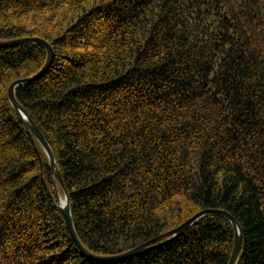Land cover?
Listing matches in <instances>:
<instances>
[{"label":"trees","instance_id":"1","mask_svg":"<svg viewBox=\"0 0 264 264\" xmlns=\"http://www.w3.org/2000/svg\"><path fill=\"white\" fill-rule=\"evenodd\" d=\"M49 67L16 97L51 143L77 234L125 252L203 209L264 264V0H0V39ZM47 59L0 45V264H228L206 214L135 256L72 240L8 87Z\"/></svg>","mask_w":264,"mask_h":264},{"label":"water","instance_id":"2","mask_svg":"<svg viewBox=\"0 0 264 264\" xmlns=\"http://www.w3.org/2000/svg\"><path fill=\"white\" fill-rule=\"evenodd\" d=\"M27 42H36L41 45H43L46 50H47V59L44 64V66L36 73H34L31 76L28 77H22L19 79H16L13 81L9 87H8V96L10 99V102L19 115L20 119L23 121L25 126L27 127L31 139L34 143L35 149L37 151V154L42 161L41 158V153L39 146L37 145V142L42 146L45 154L48 157L49 164L51 167V176H52V188H50L48 185V190L53 198L57 208L60 210V212L63 215V218L66 223V227L69 231V234L74 241V243L77 245V247L88 257L93 258L95 260L101 261V262H107V261H117V260H122L126 259L131 256H135L138 254H141L156 245L154 244L156 241L165 238L162 243H165L176 236L182 234L187 228H189L196 220H198L200 217L206 215V214H221L224 215L226 218H228L231 223L233 224L234 230H235V241H234V247L233 251L230 257V260L228 264H236L238 257L241 252L242 244H243V230L242 227L239 223V221L228 211L222 210V209H216V208H208V209H203L199 211L198 213L194 214L192 217L187 219L185 222H183L181 225L178 227L167 231L155 238H152L144 243H141L125 252L119 253V254H114V255H100L97 253H94L90 251L88 248L84 246L82 241L80 240L75 224H74V219H73V214L70 206V196L68 189L66 188L64 181L61 176V172L59 169V165L57 162L56 154L55 151L51 145V143L48 141L42 130L40 129L39 125L36 123V121L33 119V117L29 114V112L25 109V107L19 102V100L16 97V88L18 85L28 82L38 76H40L50 65L52 62L53 56H54V51L51 46V44L46 41L43 38L40 37H19V38H13V39H0V45L2 46H7V45H17L20 43H27ZM59 186L62 188L64 192V197L62 198L60 193H59Z\"/></svg>","mask_w":264,"mask_h":264},{"label":"rangeland","instance_id":"3","mask_svg":"<svg viewBox=\"0 0 264 264\" xmlns=\"http://www.w3.org/2000/svg\"><path fill=\"white\" fill-rule=\"evenodd\" d=\"M59 193H60L61 197L63 198L64 197V192H63V190H62V188L60 186H59Z\"/></svg>","mask_w":264,"mask_h":264}]
</instances>
